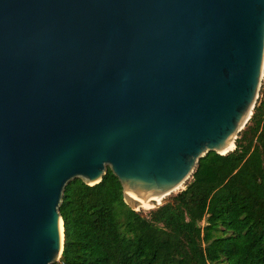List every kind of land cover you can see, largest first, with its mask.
<instances>
[{
	"label": "water",
	"instance_id": "water-1",
	"mask_svg": "<svg viewBox=\"0 0 264 264\" xmlns=\"http://www.w3.org/2000/svg\"><path fill=\"white\" fill-rule=\"evenodd\" d=\"M263 75L264 0H0V264L58 260L74 178L136 211L184 186Z\"/></svg>",
	"mask_w": 264,
	"mask_h": 264
},
{
	"label": "trees",
	"instance_id": "trees-1",
	"mask_svg": "<svg viewBox=\"0 0 264 264\" xmlns=\"http://www.w3.org/2000/svg\"><path fill=\"white\" fill-rule=\"evenodd\" d=\"M259 94L234 150L207 152L185 188L145 214L109 167L96 184L70 180L51 264H264V75Z\"/></svg>",
	"mask_w": 264,
	"mask_h": 264
},
{
	"label": "rangeland",
	"instance_id": "rangeland-1",
	"mask_svg": "<svg viewBox=\"0 0 264 264\" xmlns=\"http://www.w3.org/2000/svg\"><path fill=\"white\" fill-rule=\"evenodd\" d=\"M258 98H260V94H258ZM183 187H184V186H182V187H181L180 189H178L177 191H174V192H172L171 194L166 195V196H165V199L168 200V199L171 198L173 195H175L178 191L182 190ZM155 206H156V205H148V204H145V205H141V206H139V208H140V211H141L143 214H145L146 212H148L149 209H151V208H153V207H155ZM203 224H204V221L201 222V225H203ZM219 264H223V263H219Z\"/></svg>",
	"mask_w": 264,
	"mask_h": 264
},
{
	"label": "bare ground",
	"instance_id": "bare-ground-1",
	"mask_svg": "<svg viewBox=\"0 0 264 264\" xmlns=\"http://www.w3.org/2000/svg\"><path fill=\"white\" fill-rule=\"evenodd\" d=\"M182 187V186H181ZM181 187H179L178 189H180ZM178 189H176L175 191H177ZM165 199V197H158L157 199H156V204H159V202L160 203H162V201ZM141 204H137V203H134L133 205L136 207V209H139L140 210V208H139V206H141V205H145V204H148V205H156V204H154V202L152 201V200H149V201H144V202H140ZM157 206V205H156ZM155 206V207H156Z\"/></svg>",
	"mask_w": 264,
	"mask_h": 264
}]
</instances>
